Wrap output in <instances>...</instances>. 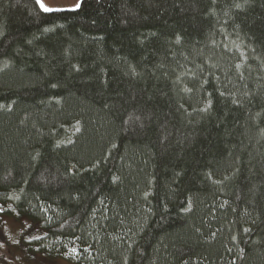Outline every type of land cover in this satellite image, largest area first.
<instances>
[{"label":"trees","instance_id":"trees-1","mask_svg":"<svg viewBox=\"0 0 264 264\" xmlns=\"http://www.w3.org/2000/svg\"><path fill=\"white\" fill-rule=\"evenodd\" d=\"M0 105L31 252L264 264V0H0Z\"/></svg>","mask_w":264,"mask_h":264},{"label":"rangeland","instance_id":"rangeland-1","mask_svg":"<svg viewBox=\"0 0 264 264\" xmlns=\"http://www.w3.org/2000/svg\"><path fill=\"white\" fill-rule=\"evenodd\" d=\"M49 7H71L77 0H43ZM26 218L3 217L0 225V264H74L69 255L62 258H46L30 251L33 235L40 236ZM31 229V230H30Z\"/></svg>","mask_w":264,"mask_h":264},{"label":"snow or ice","instance_id":"snow-or-ice-1","mask_svg":"<svg viewBox=\"0 0 264 264\" xmlns=\"http://www.w3.org/2000/svg\"><path fill=\"white\" fill-rule=\"evenodd\" d=\"M84 3V0H77V2L75 3L74 6L71 7H49L47 6L43 0H35V4L38 5L39 10L45 14H52V13H77L81 10L82 5ZM237 7H240V5H237ZM47 30V29H46ZM53 87H55V85H53ZM209 95H211V93H209ZM220 95H224V93H220ZM233 103H237V101H233ZM0 107H3L2 105H0ZM208 108L211 107V101L208 102ZM204 111H207V108L203 109ZM29 227H31V225H29ZM247 231V229L245 230ZM32 239H39V236H35L33 235L31 237ZM4 244L0 243V247H3ZM87 249H85L86 251ZM73 251H75V249H73Z\"/></svg>","mask_w":264,"mask_h":264}]
</instances>
